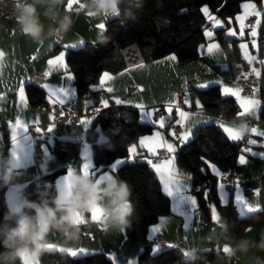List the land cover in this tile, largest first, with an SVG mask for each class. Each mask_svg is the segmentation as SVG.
I'll return each instance as SVG.
<instances>
[{
  "label": "crops",
  "instance_id": "1",
  "mask_svg": "<svg viewBox=\"0 0 264 264\" xmlns=\"http://www.w3.org/2000/svg\"><path fill=\"white\" fill-rule=\"evenodd\" d=\"M28 2L32 3L34 0H28ZM94 3L95 0H63L62 4L49 8L50 15H54L55 13H59L61 17L66 14L71 15L72 23L66 32L56 31V23L45 17V7L38 4L37 7L40 13V19L44 25V33L40 43H36L31 38L20 33L15 17L5 18L0 22V53H2V56H0V93L4 95H15L18 94L19 89L23 87L24 95L26 96L25 85L31 82L32 78L42 75L43 79L39 83V86L43 88L46 99L49 103L61 104L59 100L64 99L65 102L61 105L67 106L70 104H76L79 109V117L75 124L69 122L63 124L55 123V126L52 127L49 123V118L47 116L43 117L44 112H38L32 109L31 107L34 106L26 97V100L24 99L23 102V109L25 112L24 123L28 125L27 135H29V130L33 131V128L36 129L37 125L41 124L43 130L48 127L52 128V131L46 132V135L43 133L44 131L42 132L45 135L44 140L49 145V148L55 140L59 139L64 141L68 139L81 141L82 146L79 157L75 161L70 159L72 161V168L76 172L73 175L83 174L84 165L88 164L90 172L88 178L96 181L100 175L108 174L112 175L113 179L116 178L115 172L113 173L111 169V173H107V170L110 168L97 173L95 177H92L91 175L93 173L91 170L93 165V152L91 146L84 140L87 130L92 126V118L88 116V112L91 110L98 111L105 108V101L107 102V107L119 104L137 107L139 110V120L145 123H154L156 127L152 133L139 136L135 142L129 145L127 157L115 160L110 167L112 168L116 162H120L119 166H121L126 162L132 161L130 159L147 162L158 175L162 191L170 198V213L161 216L158 221L148 229L146 243L151 254H156L171 247L181 248L185 255L186 253L193 254L197 251H207L218 247L215 250H218L219 253L206 264H259V261H264L259 257L261 251L260 248L256 251L258 244L262 237H264V216L261 219L255 220L246 225L238 234H231L227 229L226 212L227 209L231 208L236 218L243 219L264 209V135L254 134L252 132L246 136L240 134L241 137L239 139L233 140L224 130V127H231L238 131L237 126L239 124L255 121L256 123L252 128H255L258 133H264V123L259 118L262 99L254 93V89L252 88V85L257 88V79L254 82L249 83L248 81L241 80V77H247L246 75H241L237 78V82H235L231 78H227V74H224V81L218 77H207L209 75H205V78L201 79L199 84L195 86V89L198 91L206 88L208 85L217 84L220 86L222 95L225 97L232 96L223 93V89L228 87L234 91H239L242 98H249L259 102L258 106L242 116L239 113L243 110L240 108L239 101L235 96L232 97L237 101L238 110L232 117H228L217 110L204 108L190 91L188 92V96H186L184 91L170 89L166 92L168 94L167 100L162 99L164 96H161L158 92L156 93L154 91L155 87L159 84L174 80L175 76L173 75V68H178V71L188 78L190 76H196V73L201 71H205V73L208 74L207 69L210 68L215 70L222 64H228L230 66L231 52L227 46L228 44H234L235 42L242 40V38H240V36H231V38L235 40L230 41L225 45L220 44L216 40H210L205 46H203L199 59L183 61L173 59L172 55H168L149 63L132 65L126 70L116 74L103 73L96 90L78 92L74 84L73 73L69 71L67 67V50L80 47L88 41H97L105 31L107 21L118 15V13L111 12L97 14L94 9ZM64 4L67 6L66 11L63 7ZM252 4L255 5V9H249V17L254 16L253 12H259L264 18V0H262L260 4L256 2ZM8 6L9 8L14 9V0H10ZM205 15L206 17L210 16L209 12ZM207 19L212 23L213 29L211 28L210 31L212 34L214 29L221 27L226 28V33L231 31L228 21L229 19L219 20L218 17ZM214 21H218L219 24H215ZM102 23L105 25L103 30L98 27V25ZM246 25L256 27L255 18L248 19ZM263 26L264 20L262 21V25H260V34L262 33ZM235 29L239 32L238 27L235 26ZM254 31L256 32V29H254ZM261 37L258 38L261 50L259 56L260 60L264 61V46H261ZM213 44L217 45V47L209 52L208 49L212 48ZM65 45L68 47H65ZM61 54L64 55V64L66 65V68L54 65L50 66L48 62ZM164 70L170 72L169 77H167L168 80L162 79V76L159 77L160 74L163 75L160 72H163ZM45 73H48V75H45ZM105 74H108L110 78L105 80ZM198 75L202 76V74ZM69 76H71V79H68ZM202 84L207 86L200 87L199 85ZM246 87L250 88L248 93L244 92ZM60 88L68 90L70 95L67 98H64L63 94L59 91ZM263 88L264 82L262 79L260 89L262 90ZM178 93L183 94L185 108H175L180 111L175 112V110H173L170 112L166 107H163V104H175L176 95ZM186 100L188 101L187 104L185 103ZM117 101L120 102L117 103ZM160 110L162 111V114L156 115V112ZM181 112L185 113V116L187 117L186 119L181 117ZM145 113H151V115L148 116L145 115ZM38 114L42 116L41 121ZM81 121H91V123L85 124L81 123ZM160 121H163L162 126ZM221 122H223L224 127L221 126ZM30 123H33V125ZM207 123H215L219 125L225 134L234 142L240 143L245 137L249 138V143L253 140L256 141L255 144L250 143L249 145H246V149H250V151H244V149L237 157L236 164L233 167L235 173L234 178L236 181L233 188L228 190L226 185L221 181L222 185L225 186L226 190L229 192V198L222 200L219 196H214L221 208L220 211L215 209V212H220L216 213L218 220L213 218V206L208 209L203 201L201 204L199 198L197 199L198 195L196 194V197L192 192L191 184L193 173L191 170L178 163L175 158L177 147L185 144L191 138L193 129L199 125ZM171 124L180 125L181 131L178 135H172L169 132V126ZM97 130L99 133V142H105L107 137L104 136L106 135H103L104 133L100 128L97 127ZM189 130L190 135L188 139L183 140V135ZM3 134L4 145H8V143L12 144V140L6 138L5 130H3ZM23 135L24 133L22 132L18 138L20 139ZM145 140L147 143L142 144L141 141ZM39 142V138H36V144L31 142L32 147L29 161L41 166L37 169H30V171H27L26 173L15 175L14 182L5 186V203L14 213H19L22 210L25 199L37 203L33 197L23 191V188L28 183L37 177L44 175V173H51L63 167H65L66 172H68L69 167L67 165L69 163L63 161L68 158H58L56 156V159H54L52 157H46L47 159H44L42 163L37 164L34 162L33 149L36 145L40 146ZM85 143L88 144L89 147H87ZM132 144H135V153L132 152ZM168 144H171L174 148L172 153H169L167 150ZM5 147H1L0 145V155L3 157L6 152ZM139 149H142V155H139ZM253 153H255V155ZM53 156L55 155L53 154ZM241 156H244L246 161L243 164L239 162ZM169 159L173 160V178L179 180L181 185L188 186L186 190L179 191L174 196L168 195L167 190L164 187V183L169 179L167 172L158 173L152 167L153 164H164ZM149 161H151V163H149ZM5 167L6 161L2 159L0 162V175L3 174ZM204 167L207 168L212 179H214V175H219L225 178L230 172V168H222L215 162L206 163ZM17 170H24V166ZM204 177L205 172L203 171V176H200L201 185L199 191L201 192L203 184L202 180ZM106 183L108 182L100 185L102 186ZM242 183H244L247 188H250H248L251 191L250 196H244V188L241 185ZM249 183L251 184L249 185ZM0 185H3V183L0 182ZM216 187L217 185L215 186L214 183L210 186V190L214 194ZM55 189L57 197L59 191L56 187V181ZM199 195H201L203 199L202 194ZM237 196H244V199L242 200L246 201L250 207L259 208L260 210L251 211L245 216H241V210L246 212V208L243 204L237 202ZM190 199H195L196 204L194 206L187 202ZM13 201L17 202L16 206L19 207V211L15 210V206L12 204ZM93 212H102L104 214L103 208L99 205L92 210V213ZM92 213H86L80 216L81 226L83 228L92 227L97 230V232L92 234L88 240L68 239L62 235L60 231L53 230L46 238H42L44 243L50 245V249L85 250L83 253H78L75 256L70 255L65 251L72 257L102 253L112 261V264H138V256L142 252L144 244L137 239H131L127 235L126 230L120 232L112 227L106 229L104 227V224L106 223L105 219L104 221H94L91 218ZM200 222H204L206 225L202 232H198L196 229ZM153 228H158L159 231L152 233L151 229ZM149 236H151L152 239H149ZM160 241H162V244H160ZM226 255L233 257L232 263H229L226 260ZM27 259L28 258L26 257V260ZM0 264H4V262L0 261ZM17 264H19V261ZM28 264L43 263L39 256L36 255L28 260Z\"/></svg>",
  "mask_w": 264,
  "mask_h": 264
},
{
  "label": "trees",
  "instance_id": "2",
  "mask_svg": "<svg viewBox=\"0 0 264 264\" xmlns=\"http://www.w3.org/2000/svg\"><path fill=\"white\" fill-rule=\"evenodd\" d=\"M245 1L260 4L262 0H122L118 15L107 21L105 31L97 41H88L67 50V67L73 73L76 90H96L103 73L116 74L132 65L168 55L183 61L199 59L203 46L210 40L222 45L234 41L224 27L214 29L211 38L207 36L212 23L207 20L203 8L208 6L216 17L227 20L241 11ZM25 94L33 106L48 102L43 88L32 82L25 85ZM196 94L204 108L217 110L228 117L238 110L236 99L223 96L217 84L200 89ZM261 99L259 118L264 123V88ZM97 127L107 137L103 143L98 140ZM155 127L154 123L139 120V110L135 106L119 104L98 110L84 139L93 152L91 170L97 174L109 169L115 160L126 158L129 145L139 136L152 133ZM81 146V141L55 140L50 152L58 158L75 161ZM241 147L219 125L211 123L194 128L190 140L177 147L175 158L193 175L203 176L207 161L215 162L222 168H233L242 152ZM139 151V155H142V149ZM65 172L66 168L63 167L44 174L28 183L23 191L39 204L48 203L51 206L56 198V178ZM115 176L127 182L132 191L133 215L126 233L131 239L144 244L138 264H206L219 253L211 249L186 256L181 248L171 247L151 254L146 243L148 229L161 216L170 213V198L162 191L158 175L147 162H126L116 169ZM4 196L5 186L0 185V231L15 227L17 220L25 213L35 215L26 207L19 213L10 212ZM198 198L202 204L201 195L198 194ZM226 212L227 229L231 234H238L246 225L264 216V209L243 219L236 218L231 208ZM6 214L11 219L6 220ZM38 256L43 264H112L102 253L72 257L66 252L50 249Z\"/></svg>",
  "mask_w": 264,
  "mask_h": 264
},
{
  "label": "clouds",
  "instance_id": "3",
  "mask_svg": "<svg viewBox=\"0 0 264 264\" xmlns=\"http://www.w3.org/2000/svg\"><path fill=\"white\" fill-rule=\"evenodd\" d=\"M62 3L63 0H34L32 3L28 0H14L15 21L20 33L36 43L41 42L44 25L40 19L38 4L45 7V17L56 23V31L66 32L72 23L71 15L61 17L59 13H49L50 7ZM121 3L122 0H95L94 9L97 14L118 13ZM63 7L66 11L67 6L64 4ZM237 128L242 136L249 135L253 130L246 122L239 124ZM2 158L6 161V167L0 175V182L8 186L14 182L17 168L11 155ZM131 196L130 186L121 179L113 178L110 183L101 186L83 174L73 175L63 192H58L51 206L48 203L38 204L24 200V207L35 215L25 213L17 220L15 227H6L0 231V248L3 249L0 251V261L4 264H17L18 261L19 264H28L32 256L50 250V245L44 243L42 238H46L53 230L60 231L68 239H79L80 216L92 213L97 205L103 208L105 228L112 227L124 232L130 226L133 215ZM9 211L11 212V208ZM5 219H11V216L6 214ZM258 247L264 251V237ZM259 264H264V261H259Z\"/></svg>",
  "mask_w": 264,
  "mask_h": 264
},
{
  "label": "rangeland",
  "instance_id": "4",
  "mask_svg": "<svg viewBox=\"0 0 264 264\" xmlns=\"http://www.w3.org/2000/svg\"><path fill=\"white\" fill-rule=\"evenodd\" d=\"M244 3H255V2H249V1L243 2L241 5V11L228 20L230 27H231V31H229V32L235 33V35H232V36L233 37L234 36H237V37L240 36V38H242V40H239L238 42H235L234 44H228V46H227L231 52V65L229 66L228 64H226V65L222 64V65L218 66V69H215V70L210 69V68L207 69L208 74H206L205 71L204 72L201 71V72L196 73V76H190L188 78H186L181 72H179L178 68H173V75L175 76L174 80L168 81V82L163 83V84H159L158 86L155 87L154 91L156 93L158 92L159 95L164 96L162 99L167 100L168 94L166 92H168L171 89V90L184 91L186 96H188V92L190 91L194 95L195 99L197 101H199L197 94H196L197 90L195 89V86H197L199 84L200 80L204 79L205 75H209L207 77H211V76L218 77L222 81H224V74H227V78H229V79L231 78L235 82H237V78L241 75L255 77L258 81L257 88H255L254 85H252V88L254 89V93H256V95L261 98V89L260 88H261L262 79L264 82V61L260 60L259 54H260L261 50H260V44H259L258 38H260L262 36L261 40H262V42H264V26L262 28V33L261 34L259 33L260 25H262V21L264 20V18L262 17L261 14L259 16L254 15L253 17H249L250 16L249 15V9L245 10L243 8ZM256 5H258V4H256ZM205 7L208 9V12L210 14V16L207 18L212 19V18L216 17L215 14L211 11V9L208 6H204V8ZM242 15L245 16V19L243 21V28H241V22L238 19V17L242 16ZM250 18H255L256 27L246 25L247 20ZM207 20L209 21V19H207ZM235 26L239 28V32L236 31ZM254 29H256V36L255 37H253L251 35V33H252V31H254ZM210 31H211V28H209L207 30L208 33ZM237 34H239V35H237ZM172 57H174V59H177L173 55H172ZM253 69H255V71H253ZM256 72L259 73V76L256 75ZM160 73H162L163 75L160 74L159 77L162 76L161 77L162 79L168 80L167 77H169V74H170L169 71L164 70L163 72H160ZM198 74H202V76H199ZM209 86H211V85H208L207 87H209ZM24 99L26 100L25 95H24ZM175 105H176V99H175V104L169 105V103H164L163 107H166L168 109V111H170V112H172L173 110H175V112L180 111L178 109H175L176 108ZM23 107H24L23 103H21L18 94H15V95H6L5 94L4 95V94L0 93V145H1V147L6 146L5 147L6 152H5L4 157L10 156V153H11V150L13 147V143L12 144L8 143V145H4L3 130H5L6 138L8 140H10L11 136H12V129L10 128V124L14 125L17 119H20L24 123L25 112H24ZM31 108L34 109L35 111L40 112V110L37 106L31 107ZM46 116L49 118V123L51 124V126L54 127L55 122L53 121L52 116L50 114L44 112L43 117H46ZM38 117L41 121L42 116L40 114H38ZM30 124L33 125V123H30ZM39 124H40V122H39ZM207 124H211V123H207ZM203 125H206V124H203ZM199 126H202V125H199ZM37 127L40 128L39 132H37L34 128H33V131L29 130V136L32 138L31 142H33V144H36V138H39L40 139V142H39L40 146L39 147L42 149L43 147L47 146V148H48V153H47L46 157L47 158L52 157V158L56 159V156H53V154H51L49 145L44 140V137L46 135V132H48L49 127L45 128L44 130H43L41 124L37 125ZM21 133H22V130H21L20 134ZM103 135H105V134H103ZM104 137H106V136H104ZM65 141H76V140L68 139ZM20 142H21V144H23L22 137L20 138ZM50 144H52V143H50ZM85 145H87V147H89L88 144L85 143ZM134 145L135 144H132V147H135ZM246 148H247L246 145L242 146V150H244ZM33 151H34V149H33ZM2 157L3 156L0 155V162L3 159ZM46 157H45V159H47ZM130 160L134 161V159H130ZM63 161L65 163H69L67 165L69 167L68 172L71 171L73 174H75L76 172L72 168V165H71L72 161L70 159H64ZM132 161H130V162H132ZM207 163H213V162L207 161ZM23 166H24V170H22V171L17 170L16 173L17 172L18 173H26L27 171H30V169L32 170V169L39 168L41 165H36L32 161H29V162L25 163ZM111 169L112 168L110 167V169L107 170L108 171L107 173H111ZM203 171L205 172V177L202 180L203 181V184L201 187L202 192L199 191V189L196 192H193V191L192 192L195 194V196H196V194L197 195L202 194L203 202L206 204V207L208 209L211 206H213L212 207L213 209L215 208L218 211H220L221 208L218 205V202L215 200L214 196H217V197L219 196L220 198H222V200L229 198L228 197L229 192L226 190L225 186H223L222 182H221L222 178H224V177L219 176V175H214V177H213L214 179H212V177L209 174V172L207 171L206 167L203 168ZM68 172H66L64 174H60L57 176L56 187H57L58 191H61L60 182L64 181V186L70 182V180L65 181V178L67 177ZM44 174H47V173H44ZM15 175H17V174H15ZM212 183H214L215 186L217 185V187L214 191L215 194L212 193L210 190V186ZM250 184L251 183H249V185ZM243 197L241 196L242 199H244ZM197 199H198V197H197ZM216 213H220V212H216ZM217 248L218 247H215V249H217ZM258 248L259 247L257 246L256 251L258 250ZM259 257L264 260V251H260Z\"/></svg>",
  "mask_w": 264,
  "mask_h": 264
},
{
  "label": "snow or ice",
  "instance_id": "5",
  "mask_svg": "<svg viewBox=\"0 0 264 264\" xmlns=\"http://www.w3.org/2000/svg\"><path fill=\"white\" fill-rule=\"evenodd\" d=\"M243 8L245 10L255 9V5L252 4V3H244L243 4ZM203 11L205 12V14L208 13V9L206 7L203 9ZM253 14L257 15V16L260 15L259 12H253ZM238 19L241 22V28H243V21L245 19V16H243V15L239 16ZM214 23L217 24V25L219 24L218 21H214ZM98 27L101 30H103L105 25L102 23V24L98 25ZM207 35L209 37H212L213 34L211 32H209V33H207ZM227 35L232 36V35H235V33L234 32H228ZM251 35L253 37H255L256 36V32L252 31ZM65 47H68V46L65 45ZM216 47H217V45L213 44L212 48H209L208 51L211 52ZM0 56H2V53H0ZM64 59H65L64 55L61 54V55L57 56L55 59L50 60L48 63H49L50 66L54 65V66L65 67L66 68V65L64 64ZM173 59H174V57H173ZM253 71H255V69H253ZM45 75H48V73H45ZM256 75L259 76V73L256 72ZM109 78L110 77L108 76V74H105L104 79L107 80ZM68 79H71V76H69ZM199 86L200 87H206L207 85H203L202 84V85H199ZM109 90H111V89H109ZM59 91L63 94L64 98H67L70 95V92L68 90L64 89V88H60ZM223 93L225 95H232V96H235L237 98V100L239 101L240 108L243 110V111H241L239 113L241 116L244 115L246 112H249V111L253 110L256 106H258V103H259L258 101H255L253 99L242 98L240 96V94H239V91H234L233 89L228 88V87H225L223 89ZM18 95H19L21 103H23L24 102V90H23V87H21L19 89ZM59 102L61 104H63L65 101H64V99H60ZM119 102L120 101H117V103H119ZM185 103L187 104L188 101L186 100ZM104 106L107 107V102L106 101L104 102ZM145 115L150 116L151 113H145ZM180 115H181L182 118H185V119L187 118L185 116L184 112H181ZM81 123L90 124L91 121H81ZM160 123H161V126H162L163 125V121H160ZM221 126L224 127L223 122H221ZM10 128L12 129L11 140L13 142V147H12L10 155H11V157L13 158V160H14V162L16 164V168L20 169L25 163L29 162V157H30L31 147H32L31 146L32 138L29 135H27L28 125L23 123L20 119H17L14 125L10 124ZM21 130L24 133V135L22 137L23 144H21L20 139L18 138L20 136ZM35 130L37 132H39L40 128L37 127ZM224 130H225V132H227L229 134V136L233 140L239 139L241 137L240 133L238 131L232 129L231 127H224ZM48 131L51 132L52 128L49 127ZM252 132L254 134L264 135V133H258L255 128H253ZM189 135H190V130L183 135L182 139L183 140H187ZM101 139H103V138H101ZM141 143L145 144V143H147V141L146 140L145 141H141ZM250 143L255 144L256 141L253 140V141H250ZM167 150H168L169 153H172L174 151V148H173V146L171 144H168L167 145ZM135 151H136V149H135V147H133L132 148V152L135 153ZM244 151H250V149H245ZM42 152L45 155H47V153H48L47 146L42 148ZM253 154L255 155V153H253ZM239 162L241 164L246 162L244 156L240 157ZM119 163L120 162H116L112 166L113 173L116 171V168L119 166ZM149 163H151V161H149ZM172 165H173V160H171V159L167 160L166 163L161 164V165H156V164L152 165V167L158 173L167 172L169 179H168V181H166L164 183V187L167 190L168 195H170V196H174V195L177 194V192L186 190L187 187H188L187 185H181L179 180L173 178ZM214 171H215V169H214ZM17 175H19L18 172H17ZM83 175L85 177H89L90 176L89 165L88 164L84 165ZM91 175H92V177H95L96 173L93 172ZM72 177H73V173L71 171H69L67 177L65 178V181H68V180L71 181ZM38 178L39 177H37V179ZM96 181H97L98 185H100L102 183H105V182L110 183L112 181V175L102 174V175L99 176V178L96 179ZM60 189H61V192H63V190H64V181L60 182ZM236 200H237L238 203L243 204L244 207L246 208V212L244 210H241V213H240L241 216H245L247 213H249L251 211H259L260 210L259 208L250 207L247 204V202L242 200V198L239 197V196L236 197ZM187 202L190 203L193 206L196 204L195 199H190ZM12 204L15 206V210L19 211V207L16 206L17 202L13 201ZM91 218L94 221H104V214L102 212H100V213L93 212L91 214ZM213 218L218 220V217H217L216 212H215V208L213 209ZM104 227H105V224H104ZM158 231H159L158 228L151 229L152 233H155V232H158ZM149 239H152V237L149 236ZM157 249H158V246H157ZM59 251H61V252L67 251L70 255L75 256L78 253H83L85 250L84 249H79V250H75V249H59ZM226 251H227V249H226Z\"/></svg>",
  "mask_w": 264,
  "mask_h": 264
},
{
  "label": "built area",
  "instance_id": "6",
  "mask_svg": "<svg viewBox=\"0 0 264 264\" xmlns=\"http://www.w3.org/2000/svg\"><path fill=\"white\" fill-rule=\"evenodd\" d=\"M10 0H0V22L5 19V18H13L15 17L14 15V9L9 8L8 6V2ZM76 8V7H75ZM261 46H264V42H261ZM43 76L42 75H38L34 78L31 79V82L35 85H39V83L42 81ZM241 80H245L248 81L249 83L254 82L256 80L255 77L253 76H247L245 77H241ZM250 91L249 87H246L244 89V92L248 93ZM176 108L178 109H184L185 108V104H184V98H183V94L182 93H178L176 95ZM39 110L41 112H48L50 113V115L53 118V121L56 124H63V123H71V124H75L77 122V119L79 117V109L77 107L76 104H70V105H61V104H57V103H45V104H41L38 106ZM97 111L95 110H91L88 112V116L90 118L94 117L96 115ZM162 114V111H157L156 115H160ZM256 122L255 121H249V125L252 127ZM181 131V127L178 124H171L169 126V132L172 135H178ZM239 144L241 145H249V138L245 137ZM46 155L42 152V149L39 146H36L34 148L33 151V159L34 162L39 164L42 163L45 159ZM235 173H234V169L230 168V172L228 174L227 177H225L224 179H222V182L226 185L228 190H231L233 188V185L236 183L235 181ZM201 185V178L199 175L195 174L192 177V184H191V189L193 192H196L199 187ZM244 188V196L248 197L251 195V191L245 186L244 183L241 184ZM205 223L204 222H200L198 223L196 229L198 232H202L205 229ZM97 230L92 228V227H86L83 228L81 226V232H80V237L78 240H88L92 234L96 233ZM160 244H162V241H160ZM163 247V245H162ZM226 260L229 263L233 262V257L226 255Z\"/></svg>",
  "mask_w": 264,
  "mask_h": 264
}]
</instances>
